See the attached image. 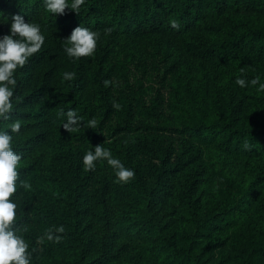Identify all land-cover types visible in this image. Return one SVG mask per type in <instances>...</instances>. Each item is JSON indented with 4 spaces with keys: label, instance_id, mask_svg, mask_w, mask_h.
<instances>
[{
    "label": "trees",
    "instance_id": "obj_1",
    "mask_svg": "<svg viewBox=\"0 0 264 264\" xmlns=\"http://www.w3.org/2000/svg\"><path fill=\"white\" fill-rule=\"evenodd\" d=\"M16 15L23 16L26 23L39 25L45 36V44L40 52L24 66V75H15L16 84L11 87H14L13 97L16 99H11L12 109L8 118L0 119L1 127L10 122H20L18 137L23 138L26 145L15 147L14 152L20 157L24 154V160L31 155L41 158L47 149L45 144L52 134L74 135L77 142L84 143L87 134H106L110 128L116 130L114 134L122 135L120 140L125 143L122 145H134L133 140L137 145H142L145 153L141 158L154 162L153 170L157 179L166 173L171 179L172 176L181 174L183 165L179 162L172 165L166 154L153 150L147 137L151 127L144 123V120H149L157 123L163 131L175 133L177 136L174 138L189 139L198 145H212L218 155L223 157L224 165L229 159L258 162V171L261 172L259 180H264V91L258 90L259 85L250 83L256 77H260L261 83H264V0H85L78 14L66 9L65 14L59 17L46 11L43 0H0V31L3 36L10 34L11 18ZM79 26L97 33L99 38L110 36L116 41H145L156 36L178 41L194 62L200 63L214 76L232 81L234 90L256 108L258 120L238 125L234 118L230 119V111L234 113L233 110L219 107L216 101L208 107L205 101H201L199 93L191 101L174 98L171 106L176 110L170 115L169 121L159 118L153 111L165 104L163 100L161 103L154 102L151 111L146 100L117 101L112 96L103 98V95L92 99L89 92L96 85L98 76L97 88L105 87L101 77L103 63L106 61L105 56L99 60L101 55L79 59L67 56L64 49L69 45L65 40ZM66 72L74 73V78L65 80ZM237 78L245 79L248 83L242 88L235 83ZM56 93L70 94L71 99L58 108L55 105ZM21 94L26 97L18 98ZM116 104L119 108L114 107ZM69 110H74L81 118V126L74 132L63 129ZM222 111L228 113L219 115ZM61 113L65 115L62 116ZM92 119L96 120L94 129L86 126ZM90 137L93 138L94 135L90 134ZM93 141L91 139L90 143ZM120 157L131 160L130 151L127 154L118 152L116 158ZM26 165L22 167L21 175L15 183L25 181L24 176L31 170V166ZM223 169L226 172L227 166ZM141 173H144V169L137 162L136 177L127 183L120 184L115 174H107V191L120 189L123 193L116 195L113 203L117 209L114 212L110 211L111 201H108L112 193L107 199L106 208L104 207L101 215L109 223L104 226L103 236L106 239L118 237L117 239L123 240L138 236L143 244L140 246L143 257L147 249L155 245V255L160 264H175L184 251L169 238L166 225L157 223L155 212V207L165 203L170 197L167 193L160 194L161 191L149 193L145 174ZM228 174L230 173L218 176L221 188L215 201V210H220L219 217L225 216L224 222L227 225L238 210H241V218L252 217L257 211L252 208L255 202L248 201L249 207L243 208L242 201L247 202V199L243 195L238 197V193L247 194L254 187L251 185L250 189L244 190ZM183 183H187L184 185L188 191L185 205L192 210L194 202L191 196L194 188L188 187L187 179ZM17 187L16 185L17 190L11 202L18 200L23 194V188ZM256 198L259 201L258 207L264 206V189H261ZM192 212L193 210L191 214ZM261 216L257 217L259 221L249 219L252 231L249 227L243 230V234L249 237L247 241L253 243V264H264V214L261 213ZM27 222V219H23L20 221L21 226ZM112 230L118 233L110 235L109 231ZM255 235H259L262 240L254 243ZM96 239L98 236L95 231L90 244H81L77 264H89L85 263L86 259L93 253L94 264L112 262L105 246L96 249ZM103 250L104 255H101ZM185 253H188L185 257L188 261L186 264H195L197 259H193L189 252Z\"/></svg>",
    "mask_w": 264,
    "mask_h": 264
},
{
    "label": "rangeland",
    "instance_id": "obj_2",
    "mask_svg": "<svg viewBox=\"0 0 264 264\" xmlns=\"http://www.w3.org/2000/svg\"><path fill=\"white\" fill-rule=\"evenodd\" d=\"M2 36L0 31V37ZM97 55H101L99 60L105 56L106 63H103L101 78L103 82L109 83L102 89L97 88L100 78L98 76L96 85L89 92L92 99L103 95V98L108 99V96H112L117 101L146 100L151 111L154 102L161 103L163 100L165 104L153 111L159 118L169 121L170 115L176 110L171 106L174 98L191 101L199 93L202 96L201 101H205L208 107L216 101L219 107L233 110L234 113L230 111V119L234 118L238 125L258 120L256 108L234 90L232 81L220 79L209 73L200 63L194 62L178 41L162 36L136 42L125 39L116 41L110 36L98 37L96 50L89 57L95 58ZM24 73L23 67L18 69L15 75L21 77ZM25 97L26 95L21 94L18 98ZM54 97L58 108L71 99L70 94L56 93ZM13 98L15 97L11 99ZM227 113L222 111L219 115ZM144 123L151 127L147 137L153 150L166 154L172 165L176 162L182 164L181 174L170 179L171 176L166 173L157 179L153 170L154 162L148 158H141L145 153L142 145H137L135 140L134 145H122L125 144L120 140L122 135L114 134L116 130L110 128L106 134L90 133L94 135L93 138L87 134L84 143L77 142L74 135L52 134L45 144L47 149L41 158L31 155L24 160L25 155L21 154L23 158L16 171L19 172V177L25 164L26 167L31 166L23 182L30 184L31 187L25 189L23 183H16L17 188H23L21 191L23 194L14 201L18 212L12 229L28 244L31 264H77L81 244L83 242L90 244L95 231L98 236L95 240L96 249L105 246L104 249L112 258L110 264H160L155 255L157 247L155 245L147 249L144 257L141 255L140 246L143 244L138 236L124 238L125 240L117 239L118 237L106 239L103 236L104 226L109 223V220H104V216L101 215L104 207L106 208L107 199L112 193L108 201H111L110 211L114 212L117 209L113 203L116 201V195L123 192L120 189L107 191L106 176L110 173L115 174V171L106 161L97 162L94 170H85L83 156L89 150L94 151L93 147L98 145L109 149L114 158L118 152L127 154L129 150L131 160L126 157L118 158L125 167L136 173L137 162L140 163L144 169V173L141 174H145V184L149 185V193L161 191L160 194L169 195L170 199L158 204L155 212L157 223L166 225L169 238L184 251L183 257L180 256L175 264L188 262L185 259L188 253L185 252H189L193 259H197L195 264H253L255 253L253 243L247 241L249 237L243 234V230L249 227L248 229L252 231L249 219L257 221V217H262L261 213L264 214V206L258 207L259 201L256 198L261 189H264L262 185L264 180H259L261 172L258 171V162L229 159L224 165L223 157L218 155L212 145H198L189 139H177L174 138L177 136L175 133L163 131L157 123L149 120H144ZM12 125L10 122L5 127L0 126V132L12 136L11 146L15 151V147H21L26 143L23 138L18 137V132H12ZM91 139L94 140L92 143ZM118 142L121 145H115ZM130 149L134 151L131 152ZM224 166H227L226 172H223ZM227 172L244 190L250 189L251 185L254 187L247 194L238 193V197L243 195L247 199V202L242 201L243 208L249 207L248 204L252 201L255 202L252 208L257 210L252 217H243L245 219L240 217L241 210H238L232 215L229 225L224 222L225 216H218L220 210H215L217 205L215 201L221 188L218 176H224ZM184 177L188 180V187L194 188L191 196L194 202L192 214V210L185 205L188 191L184 185L187 183H183L186 181ZM181 195L183 196L180 200ZM23 219H27L28 222L21 226L20 221ZM60 228H63L62 232L59 231ZM109 233L111 235L118 231L112 230ZM246 233L249 234L248 230ZM46 234H51L53 239L49 241ZM40 238H43V242H39ZM254 240L256 243L262 238L255 235ZM101 255H104V250ZM94 257V253L89 255L85 263L94 264L92 262ZM154 259L158 262L153 261Z\"/></svg>",
    "mask_w": 264,
    "mask_h": 264
},
{
    "label": "clouds",
    "instance_id": "obj_3",
    "mask_svg": "<svg viewBox=\"0 0 264 264\" xmlns=\"http://www.w3.org/2000/svg\"><path fill=\"white\" fill-rule=\"evenodd\" d=\"M47 12L56 17L65 14L66 9L79 13L81 5L85 0H43ZM175 26V25H174ZM97 33L88 28L76 27L71 35L65 40L69 45L64 50L68 57L79 59L81 57L92 56L97 47ZM45 44V36L41 32L39 25L26 23L23 16L16 15L11 18L10 34L0 37V117L8 118V113L12 109L11 98L13 91L11 86H15V73L23 68L34 55L40 52ZM74 73H64L65 80H72ZM109 82H105L107 85ZM235 83L240 87H245L248 82L245 79L237 78ZM252 85H259V91H264V83L260 77L250 81ZM119 108V105H114ZM65 115V113H61ZM66 122L63 129L67 132H74L81 126V118L74 110L66 113ZM87 127L94 129L96 120L87 122ZM21 124L19 121L12 125V132H19ZM12 136L6 132H0V264H31V253L28 251V244L12 229L16 218L17 205L11 202L10 198L16 193V180L18 173L17 166L21 157L13 151L11 146ZM83 156L85 170H94L97 162L106 161L115 171L116 178L121 183L129 182L135 172L127 167L117 158H114L111 151L98 145L93 147ZM25 189H30L31 185L23 183ZM59 231H63L60 228ZM51 241L53 236L46 234ZM39 242H43L40 238Z\"/></svg>",
    "mask_w": 264,
    "mask_h": 264
}]
</instances>
